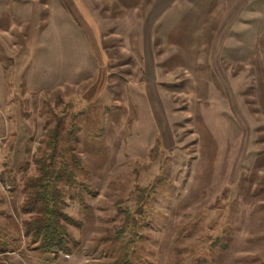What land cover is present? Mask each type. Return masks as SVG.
<instances>
[{
  "label": "rangeland",
  "instance_id": "1",
  "mask_svg": "<svg viewBox=\"0 0 264 264\" xmlns=\"http://www.w3.org/2000/svg\"><path fill=\"white\" fill-rule=\"evenodd\" d=\"M234 1L0 0V264H264V0ZM57 122L88 187L42 253L21 190Z\"/></svg>",
  "mask_w": 264,
  "mask_h": 264
},
{
  "label": "trees",
  "instance_id": "2",
  "mask_svg": "<svg viewBox=\"0 0 264 264\" xmlns=\"http://www.w3.org/2000/svg\"><path fill=\"white\" fill-rule=\"evenodd\" d=\"M60 124L47 129L37 146V155L33 157L35 173L27 176L22 183V210L28 216L22 221V234L36 244L42 253L69 251L75 246L70 227H80L82 221L69 215L66 194L76 187L87 188L77 170L80 159L72 151L77 143L76 129L61 135ZM154 189L145 187L138 193L136 209L124 210V222L132 228L142 220L145 201L152 197ZM79 196L81 204L83 198ZM88 208V206H86ZM135 212V213H134ZM138 223V224H139ZM123 232V230H122ZM135 235L140 232L134 229ZM126 245V243H125ZM119 243L120 252L107 264H137L129 258L127 246Z\"/></svg>",
  "mask_w": 264,
  "mask_h": 264
},
{
  "label": "crops",
  "instance_id": "3",
  "mask_svg": "<svg viewBox=\"0 0 264 264\" xmlns=\"http://www.w3.org/2000/svg\"><path fill=\"white\" fill-rule=\"evenodd\" d=\"M242 0H235L234 3L232 5H234L236 7V5L238 4V2H240ZM243 7V6H242Z\"/></svg>",
  "mask_w": 264,
  "mask_h": 264
}]
</instances>
